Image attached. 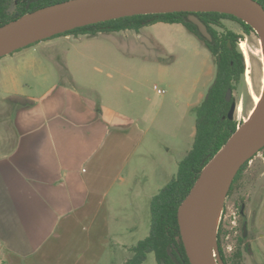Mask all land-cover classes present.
I'll return each instance as SVG.
<instances>
[{
    "label": "rangeland",
    "instance_id": "1",
    "mask_svg": "<svg viewBox=\"0 0 264 264\" xmlns=\"http://www.w3.org/2000/svg\"><path fill=\"white\" fill-rule=\"evenodd\" d=\"M216 29L241 36L239 51L244 59L248 58L250 82L242 84L234 94L240 107L234 118L239 128L257 107L264 91V50L258 35L245 34L237 22L223 20L222 26ZM86 36L81 41L53 38L52 42L44 40L18 50L30 53L35 65L15 73L26 95H42L58 84H66L87 98H98L99 103L100 96L107 120H116L109 114L111 108L123 120L137 122L144 130V140L123 175L127 182L115 187L108 204L110 214L120 213L126 219L133 217L139 228L137 242L145 239L140 230L150 228L152 199L142 207L141 201L138 205L133 203L132 194L135 190L147 189L155 196L177 175L179 163L193 147L196 112L215 81L217 66L204 42L180 24L159 23L139 33L122 31ZM1 59L0 116L9 103L2 93L1 69L5 62ZM11 102L17 100L14 98ZM118 193L121 202L116 204L111 196ZM243 206L244 215L241 214ZM222 218L220 244L228 262L241 249L244 264H264V158L261 153L249 161L233 189L230 188ZM245 221L249 252L243 250L245 243H241ZM123 260L117 246H107L97 264H123ZM144 264H157L155 255L150 254Z\"/></svg>",
    "mask_w": 264,
    "mask_h": 264
},
{
    "label": "crops",
    "instance_id": "2",
    "mask_svg": "<svg viewBox=\"0 0 264 264\" xmlns=\"http://www.w3.org/2000/svg\"><path fill=\"white\" fill-rule=\"evenodd\" d=\"M62 37L88 38H56ZM16 52L1 59L9 103L0 116V264H97L107 246H117L126 264L139 228L131 216L110 214L108 204L127 182L144 130L111 108L116 120H107L100 96L99 103L66 84L24 94L15 71L35 60ZM153 197L147 189L132 194L142 207ZM111 199L120 203V193Z\"/></svg>",
    "mask_w": 264,
    "mask_h": 264
},
{
    "label": "water",
    "instance_id": "3",
    "mask_svg": "<svg viewBox=\"0 0 264 264\" xmlns=\"http://www.w3.org/2000/svg\"><path fill=\"white\" fill-rule=\"evenodd\" d=\"M181 12L189 13L188 20L209 42L212 36L196 14L232 15L252 27L264 50V7L256 0H68L27 13L1 26L0 58L76 28L137 15ZM231 95L232 91L228 90L227 101ZM234 112L233 105L228 114L230 120L234 119ZM263 149L264 91L248 120L203 168L178 209L180 236L191 264H225L218 245L219 227L215 233L211 219L212 200L224 185L225 207L226 195L240 169ZM241 214L244 215V206ZM243 235H247L246 221Z\"/></svg>",
    "mask_w": 264,
    "mask_h": 264
},
{
    "label": "trees",
    "instance_id": "4",
    "mask_svg": "<svg viewBox=\"0 0 264 264\" xmlns=\"http://www.w3.org/2000/svg\"><path fill=\"white\" fill-rule=\"evenodd\" d=\"M68 0H0V27L23 15L41 8L62 3ZM264 7V0H256ZM14 6L13 11H11ZM189 13H167L137 15L117 20L102 22L54 36L68 35L96 36L101 33H116L134 31L139 33L143 28L164 24H180L195 37L204 42L210 53L215 57L217 77L196 112V134L193 147L187 156L179 163L177 175L152 198L150 204L151 224L148 237L130 248L132 257L126 264H144L150 254H154L157 264H191L180 236L178 209L189 195L203 168L221 150L230 137L237 131L238 123L230 120L228 112L230 104L226 102L227 89H238L244 73V62L237 46L239 35L226 30L222 36L214 26H222L223 20L237 22L245 34L255 33L252 27L242 20L216 12L197 13L196 16L207 26L213 37V42L205 40L197 27L188 20ZM51 39V38H50ZM264 158V149L261 151ZM249 162L237 174L231 189L239 180ZM223 218L218 231L220 255L225 264H244V252L239 249L232 262H228L221 247ZM247 237L241 238L245 243L244 251L249 252Z\"/></svg>",
    "mask_w": 264,
    "mask_h": 264
},
{
    "label": "flooded vegetation",
    "instance_id": "5",
    "mask_svg": "<svg viewBox=\"0 0 264 264\" xmlns=\"http://www.w3.org/2000/svg\"><path fill=\"white\" fill-rule=\"evenodd\" d=\"M217 27V26H216ZM216 27L214 26V29H216ZM218 27H221V26H218ZM217 30V29H216ZM218 32V31H217ZM226 32V31H225ZM225 32H218V35L217 36H222V34H224ZM212 36V35H211ZM200 40V39H199ZM210 42H213V37H212V41H210ZM242 37H239L238 38V40H237V46H238V48L241 46L242 47ZM206 46V45H205ZM207 48V47H206ZM208 49V48H207ZM210 52V51H209ZM241 53V55H242V60H243V62H244V66H245V68H244V73H243V76H242V78H241V81H240V84L238 85V88L242 85V84H249V82H250V72L248 71V68H249V64H248V58L246 57V59H244V56H243V53L242 52H240ZM212 55V54H211ZM213 56V55H212ZM213 58H214V60H215V57L213 56ZM246 65H247V67H246ZM217 66V65H216ZM216 77H217V74H216ZM216 77H215V80H216ZM215 82V81H214ZM214 84V83H213ZM212 84V85H213ZM228 90H231L232 91V95H231V99H230V101H227V99H226V95H227V91ZM237 90V88L235 89H227V91H226V95H225V99H226V102L227 103H229L230 104V109H231V107L234 105L235 106V112H234V118H235V115H236V113H237V111H239V109H240V107H239V102H238V100L236 99V97H235V91ZM230 109H229V111H230ZM228 114H229V112H228ZM229 117V116H228Z\"/></svg>",
    "mask_w": 264,
    "mask_h": 264
},
{
    "label": "bare ground",
    "instance_id": "6",
    "mask_svg": "<svg viewBox=\"0 0 264 264\" xmlns=\"http://www.w3.org/2000/svg\"><path fill=\"white\" fill-rule=\"evenodd\" d=\"M264 58V57H263ZM264 60V59H263ZM260 103V102H259ZM225 186H221L220 189L215 194L211 208H210V214L211 219L213 221V228L214 232L216 233L221 221L223 209H224V192H225Z\"/></svg>",
    "mask_w": 264,
    "mask_h": 264
},
{
    "label": "built area",
    "instance_id": "7",
    "mask_svg": "<svg viewBox=\"0 0 264 264\" xmlns=\"http://www.w3.org/2000/svg\"><path fill=\"white\" fill-rule=\"evenodd\" d=\"M158 92L161 93V94L165 93V91H163V90H159Z\"/></svg>",
    "mask_w": 264,
    "mask_h": 264
}]
</instances>
